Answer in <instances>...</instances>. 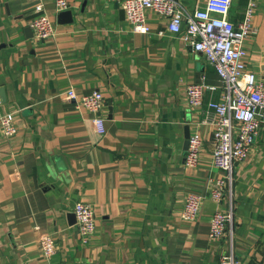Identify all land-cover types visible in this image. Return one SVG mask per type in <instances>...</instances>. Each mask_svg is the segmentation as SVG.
Returning <instances> with one entry per match:
<instances>
[{
    "label": "crops",
    "instance_id": "1",
    "mask_svg": "<svg viewBox=\"0 0 264 264\" xmlns=\"http://www.w3.org/2000/svg\"><path fill=\"white\" fill-rule=\"evenodd\" d=\"M124 0H69L57 13L43 0L56 36L38 40L28 0H0V114L13 113L18 133L0 129V264H220L229 239L209 236L218 210L232 211L237 264H264V123L248 158L236 162L224 199L210 197L224 173L212 165L214 126L202 123L206 103L223 84L204 55L171 34L149 12V32H134ZM203 9L209 0H177ZM248 0H232L238 24ZM246 39V64L264 81V0ZM205 82L204 105L187 102L189 84ZM105 100L106 133L68 92ZM203 139L200 164L184 166L190 135ZM17 169L22 180L11 182ZM205 196L195 221L181 218L185 196ZM94 207L96 232L84 245L72 209ZM39 225L58 250L42 255Z\"/></svg>",
    "mask_w": 264,
    "mask_h": 264
},
{
    "label": "built area",
    "instance_id": "2",
    "mask_svg": "<svg viewBox=\"0 0 264 264\" xmlns=\"http://www.w3.org/2000/svg\"><path fill=\"white\" fill-rule=\"evenodd\" d=\"M34 5L35 17L30 27L40 41L56 36L54 20L47 14L43 0H28ZM57 13L70 8L69 0H53ZM262 0H248L243 19L234 24L229 19L232 0H209L203 9H188L177 0H124L123 10L126 20L134 32H149L147 15L157 13L168 20V31L173 35L184 32L183 40L194 52L204 55L211 65L225 90L220 101L206 103L205 117L202 123L214 126V150L212 165L224 173V178L214 180L210 197L216 203L224 199L228 182L232 180L236 162L246 160L264 123V81L249 70L246 64V39L254 34V17ZM214 86L205 82L189 84L186 88L187 102L195 108L204 105L207 91H214ZM68 99L75 102V108L86 109L92 116V124L97 134L106 133L105 100L99 91L86 95L68 92ZM0 129L8 136L18 133V126L13 113L0 114ZM203 139L199 131H194L189 138L188 149L184 156V166L195 168L200 164ZM11 182L22 180V174L14 169L9 174ZM205 196L188 193L185 196L181 218L195 221L204 202ZM72 214L78 235L84 245H88L96 232L94 207L86 202L74 204ZM232 211L218 210L214 213L209 227V236L218 241L229 239L230 248L221 255L220 264H237L233 240ZM42 255L50 258L58 250L54 236L35 226ZM78 264H91L80 262Z\"/></svg>",
    "mask_w": 264,
    "mask_h": 264
},
{
    "label": "water",
    "instance_id": "3",
    "mask_svg": "<svg viewBox=\"0 0 264 264\" xmlns=\"http://www.w3.org/2000/svg\"><path fill=\"white\" fill-rule=\"evenodd\" d=\"M65 12H66V11H65ZM62 13H64V12H61V14H62ZM72 216L74 217V215H73V214H72ZM74 219H75V217H74Z\"/></svg>",
    "mask_w": 264,
    "mask_h": 264
}]
</instances>
